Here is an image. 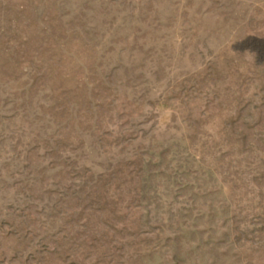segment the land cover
<instances>
[{
	"label": "rangeland",
	"instance_id": "374dc122",
	"mask_svg": "<svg viewBox=\"0 0 264 264\" xmlns=\"http://www.w3.org/2000/svg\"><path fill=\"white\" fill-rule=\"evenodd\" d=\"M0 264H264V0H0Z\"/></svg>",
	"mask_w": 264,
	"mask_h": 264
}]
</instances>
